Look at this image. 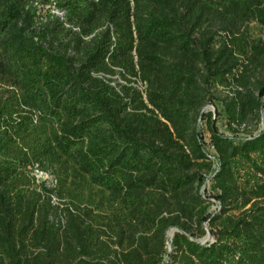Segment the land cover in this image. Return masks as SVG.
I'll use <instances>...</instances> for the list:
<instances>
[{
	"label": "trees",
	"instance_id": "obj_1",
	"mask_svg": "<svg viewBox=\"0 0 264 264\" xmlns=\"http://www.w3.org/2000/svg\"><path fill=\"white\" fill-rule=\"evenodd\" d=\"M262 30L264 0H0V264H264Z\"/></svg>",
	"mask_w": 264,
	"mask_h": 264
},
{
	"label": "rangeland",
	"instance_id": "obj_2",
	"mask_svg": "<svg viewBox=\"0 0 264 264\" xmlns=\"http://www.w3.org/2000/svg\"><path fill=\"white\" fill-rule=\"evenodd\" d=\"M257 33L259 34V37H261V38L264 39V30H262V31H257ZM208 110L214 111V108H213L212 106H210V107L208 108ZM219 127L221 128L222 132H225V129L222 128L221 124H219ZM226 133H227V134H230V133H228V132H226ZM39 179L42 180V181H44V180H48L52 185L54 184L53 178L48 177V176H46V175L40 174V175H39ZM173 234H174V231H172L170 238H172V235H173Z\"/></svg>",
	"mask_w": 264,
	"mask_h": 264
},
{
	"label": "water",
	"instance_id": "obj_3",
	"mask_svg": "<svg viewBox=\"0 0 264 264\" xmlns=\"http://www.w3.org/2000/svg\"><path fill=\"white\" fill-rule=\"evenodd\" d=\"M171 233H172V231H170L169 233H168V237L170 238V236H171ZM172 237H173V235H172ZM171 239V238H170ZM171 247V246H170Z\"/></svg>",
	"mask_w": 264,
	"mask_h": 264
}]
</instances>
